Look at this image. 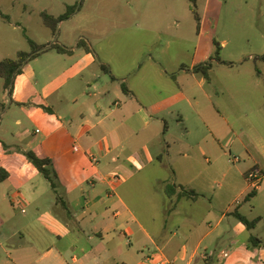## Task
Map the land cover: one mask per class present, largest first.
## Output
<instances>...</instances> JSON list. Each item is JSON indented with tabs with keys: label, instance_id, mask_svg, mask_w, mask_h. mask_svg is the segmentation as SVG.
<instances>
[{
	"label": "crops",
	"instance_id": "obj_1",
	"mask_svg": "<svg viewBox=\"0 0 264 264\" xmlns=\"http://www.w3.org/2000/svg\"><path fill=\"white\" fill-rule=\"evenodd\" d=\"M77 29L90 33L92 40L80 37L68 42L60 32L61 47L66 52L57 51L54 66L58 73L47 84L52 90L44 94L46 101L53 97L48 110L52 109L57 120H36L34 116L25 123L17 120L16 126L23 129L0 138L6 157L5 168L0 169V186L8 185L0 192V264H194L203 246L208 251L212 246L228 244L230 248L219 255L221 259L239 252L241 257L259 249L251 244L252 237L264 241L255 233L264 221L259 209L263 207L260 199L264 186L258 178V173H264V134L256 124L246 120L248 131L233 133L244 149L243 156L235 158L241 166L223 170L211 165L207 158L209 165L204 167L199 158H205L206 153L213 156L215 131L211 129L208 136L196 141V150H191V132L186 127L188 113L202 127L207 118L212 117L209 122L213 124L219 122V113L213 94L206 89L208 81L192 71L199 65L195 59L190 67L182 66L176 72L165 69L155 52L165 55L171 42L135 34L150 31V27L125 24L117 32L102 28L88 31L85 26ZM82 41L90 51L80 47ZM62 57L71 64L60 65L58 59ZM31 62L24 66L23 77ZM102 65L110 71L103 70ZM31 74L33 82L36 73ZM108 76L110 79L106 80ZM62 90L69 94L62 95ZM110 94L114 96L112 105ZM199 96L208 101L207 106L199 104ZM34 100L29 99L27 111L34 106ZM168 119L174 120L173 126ZM32 124L37 128L34 134L29 131ZM178 129L181 131L176 133ZM38 134L42 155L40 151V155L32 152L51 160L56 174L55 191L51 187L49 192H40L35 182H26L30 168L23 153L34 148L31 136ZM187 144L191 147L185 149ZM173 147L177 148V155L189 159L185 161L190 165L170 169L174 183L157 179L154 192L164 198L165 222L164 230L151 233L141 222L139 205L134 206L141 188L138 181L144 179L138 176L156 162L163 164L166 157H171ZM250 174L258 179L251 182ZM220 175L235 198L217 218L210 191L216 190V184L222 186ZM112 176L120 180L110 181ZM170 184L178 186V193L185 188L200 197L180 199L177 193L169 198L166 187ZM256 186L257 196L246 201ZM184 201L208 208L202 224L187 212H180ZM244 203L251 205L250 211L243 209ZM235 213L260 221L250 230ZM18 215L21 220L15 224ZM212 219L217 220L214 225ZM170 220L179 221L180 241L179 232L167 236L166 224ZM150 245L155 250L145 255ZM227 251L229 256L224 258ZM213 256L204 255L201 259L210 263Z\"/></svg>",
	"mask_w": 264,
	"mask_h": 264
},
{
	"label": "rangeland",
	"instance_id": "obj_2",
	"mask_svg": "<svg viewBox=\"0 0 264 264\" xmlns=\"http://www.w3.org/2000/svg\"><path fill=\"white\" fill-rule=\"evenodd\" d=\"M194 7L201 18L200 23L195 20L192 11ZM0 11V61L8 58L15 59L20 51L31 52L28 37L37 44L48 47H61L60 32L63 38L68 39V42H74L80 37L84 41H91V34L80 33L78 26H85L88 31L102 28L109 32L120 31L125 24L150 27V31L142 30L139 33L136 31L135 34L171 42L170 49L165 55L155 52V57L162 61L164 68L170 72H176L182 66L190 67L194 59L198 64L210 61L216 53L217 43L221 47L220 56L224 64L213 62L206 89L214 96L213 101L216 112L219 113V122L213 124L209 122L213 118H207L206 125L202 127L197 120H193L189 112L186 127L191 132L189 137L190 145L193 146L191 150H196V141L208 136L213 129L216 137L213 156L206 153L205 158H199L200 164L204 167L209 165L206 163L208 158L211 165L227 170L229 166L239 165L235 162V158L243 156L244 149L240 145L241 142L234 137L233 133L240 134L248 131L246 120L255 123L264 134V0H0ZM44 11L54 16L70 11L71 16L64 22L62 28L53 34L42 23L40 14ZM4 17H9V20ZM157 48L160 46L158 45ZM57 56V50L53 49L37 61L31 62L30 67L24 71L25 77L18 76L12 89H6L5 81L0 78V123H2L0 138L23 129L16 126L17 120H23L25 123V120H31L32 116L36 120H57L53 117L52 109L51 112L48 110L53 104V97H50L48 101L44 100L45 91L52 90V87L48 88L47 84L51 83L58 73L57 67L54 66V58ZM58 61L60 65L71 64L67 57H62ZM32 72L36 73L35 82L29 78ZM108 79H110L109 76L106 80ZM36 83L37 86H35ZM61 94L69 93L62 90ZM112 95L110 94V97ZM31 97L35 99L34 106L27 111L26 107L29 106ZM113 102L114 96L111 98V105ZM198 102L204 107L208 103L201 96L198 97ZM247 114L249 117H244ZM167 121L173 126L174 120ZM32 127L29 131L34 134L37 128L33 124ZM180 131L178 129L176 133ZM31 138L35 140V146L28 151H35V153L38 151L40 155V134L32 135ZM190 145L187 144L184 148H189ZM3 150L4 145L0 143V169L5 168L6 165ZM186 152L192 155L191 152ZM23 155L26 156L24 153ZM243 159L247 161V157ZM27 160L30 169L26 182L33 181L38 185L40 192H49L50 182L36 170L28 158ZM185 160L189 159H185L183 155H177V148L173 147L171 157H166L163 164L156 162L138 176L144 179L138 181L141 188L138 190L139 199H135L137 205L134 206L139 205L141 222L151 233L164 230L165 222L164 198L161 194L154 192L158 187L157 179H169L171 183H174L170 169L190 165ZM258 176L264 186V173H258ZM219 179L220 184L225 181L222 175ZM7 186V184L0 186V192L2 189H7ZM58 192L60 195L61 190ZM210 193L215 207V216L219 218L231 205L235 193L230 191L227 182H223L221 187L216 184V190ZM260 200L263 205L259 208L263 211L260 215L264 217V193ZM181 207L180 212L192 215L198 224H202L208 214V208L204 204L194 206L191 202L184 201ZM250 208L252 207L249 203L243 204V209L246 211H250ZM6 210L8 212V209ZM13 212L15 214V211ZM19 220L21 219L18 215L15 224ZM211 221L214 225L217 220ZM178 222L170 220L166 224L167 236L171 237L175 231L179 232ZM255 233L264 237V221L258 224ZM180 238L181 232L177 241H180ZM229 248L228 244H222L212 246L205 251L203 246L194 264H264V248L254 249L241 257L239 252L233 253L228 259L219 258L221 252ZM154 250V246H147L144 254L148 255ZM212 254L214 256L210 263L201 259V256ZM249 258L252 261L249 262Z\"/></svg>",
	"mask_w": 264,
	"mask_h": 264
},
{
	"label": "trees",
	"instance_id": "obj_3",
	"mask_svg": "<svg viewBox=\"0 0 264 264\" xmlns=\"http://www.w3.org/2000/svg\"><path fill=\"white\" fill-rule=\"evenodd\" d=\"M195 20L200 23L201 18L196 10V7L192 9ZM1 12V11H0ZM71 16L70 11H68L65 14H62L58 17L53 16L49 14L48 12H42L41 13V19L44 24V26L48 29H50L53 34H56L59 28L60 23L68 20ZM5 19L9 20V17H4ZM29 44L32 48L31 52H24L21 51L17 54V57L15 59H4L0 61V78L5 81V88H11L13 86V83L17 76L21 75L23 72V68L26 64L30 63L32 60H34L37 56H39L42 53H46L50 50L56 49L58 52L63 53L66 52V50L60 46H51L48 47L46 45H38L36 42H34L31 38L28 37ZM80 47L85 48L87 51H90L91 49L87 46L85 42H80ZM216 53L214 57L210 59V61L206 63L199 64L193 68V72L196 74L203 75L207 81H209V74L213 68V62H219L221 64H224V62L221 59L220 56V50L221 47L216 43ZM264 58V57H263ZM102 69L106 72H109L110 69L108 66H103ZM123 89L125 91L126 87L123 86ZM26 157L31 161V163L38 169V171L50 182L52 189L55 191L57 189V182H56V174L54 173L52 169V162L49 159H42L39 158L35 153L33 152H26ZM0 178L3 179L2 172L0 170ZM178 186L176 185H167L166 187V195L171 198L174 195L178 193L177 191ZM258 194V188L257 186L253 189V191L247 196L246 201L250 202L252 201ZM179 198H188L191 200H195L200 197V194L193 190H188L185 188H181V191L178 193ZM235 217L242 222L246 227L250 230L254 229L257 224L259 223L260 219H256L253 221L248 220L245 216L235 213ZM251 244L254 247L264 248V241L259 240L256 237L251 238Z\"/></svg>",
	"mask_w": 264,
	"mask_h": 264
},
{
	"label": "built area",
	"instance_id": "obj_4",
	"mask_svg": "<svg viewBox=\"0 0 264 264\" xmlns=\"http://www.w3.org/2000/svg\"><path fill=\"white\" fill-rule=\"evenodd\" d=\"M248 179H249L251 182H253V181H255V180H253V179H258V178H257V176H256L255 174H250V175L248 176ZM116 180H118V177H117V176H112V178L110 179V181H116ZM228 256H229V252H224V253H223V257H224V258H228Z\"/></svg>",
	"mask_w": 264,
	"mask_h": 264
}]
</instances>
